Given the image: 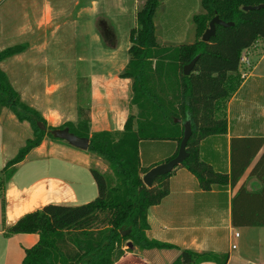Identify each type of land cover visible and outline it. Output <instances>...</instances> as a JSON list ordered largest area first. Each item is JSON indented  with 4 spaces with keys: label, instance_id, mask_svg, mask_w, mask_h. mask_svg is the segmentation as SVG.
<instances>
[{
    "label": "trees",
    "instance_id": "trees-1",
    "mask_svg": "<svg viewBox=\"0 0 264 264\" xmlns=\"http://www.w3.org/2000/svg\"><path fill=\"white\" fill-rule=\"evenodd\" d=\"M246 5H258L244 9ZM201 9L190 16L195 24L192 41H162L155 18L164 9L161 0H145L135 13L136 24L129 30L128 60L118 73L132 80L135 114H127L122 129L90 132L89 109L78 105L76 123L65 121L51 125L32 105L22 100L0 65V109L9 108L20 121L27 120L32 135L14 156L0 168V196L3 186L15 173L27 153L40 145L51 129L67 126L71 132L89 138L86 150L100 156L107 170L89 166L97 194L80 204L48 202L42 208L27 211L6 228L5 234L37 232V241L25 248L22 264H113L124 252L138 248H170L176 245L149 238L146 230L148 208L159 202L169 190L168 173L155 177L150 186L142 180L149 170L142 166L139 142L145 139H175L183 135V122L190 119L188 155L180 163L187 167L204 189L228 181L234 183L245 166L233 167L230 175L216 171L199 156L197 145L209 134L226 131V100L242 77L239 66L243 50L256 41L264 43V0H199ZM234 24L216 25L207 41L201 34L215 15ZM25 44L5 46L0 61L20 53ZM198 55L190 72L183 67ZM39 122L46 127H40ZM171 158V157H170ZM169 159V158H168ZM243 190V187L240 188ZM128 229V232H124ZM170 264H198L211 260L226 264L227 252L196 251L180 248Z\"/></svg>",
    "mask_w": 264,
    "mask_h": 264
},
{
    "label": "crops",
    "instance_id": "crops-1",
    "mask_svg": "<svg viewBox=\"0 0 264 264\" xmlns=\"http://www.w3.org/2000/svg\"><path fill=\"white\" fill-rule=\"evenodd\" d=\"M186 1L161 0L166 12L168 3L177 5ZM191 2L193 8L187 7L185 12L182 8L179 10H182L179 19L182 24L196 11L195 5L198 6L199 0ZM3 4L7 12L5 16L1 6ZM74 4L78 14L98 12L106 15L110 12L122 14L129 11L128 1L126 4L123 0H74ZM56 9L50 0H0V42L3 39L8 43L0 45V50L8 45L25 44L22 52L8 56L14 67L17 65L16 68L22 67L25 70L29 66L36 69L45 61L46 51L50 47L49 39L56 25ZM176 9L173 6L174 12L169 14L172 26H175L174 19L179 18L175 17ZM66 13L62 12L61 15ZM179 24L177 22L176 25ZM167 34L168 37L173 35L171 31ZM174 35L180 33L175 31ZM164 40L175 42L167 38ZM245 51L250 66H239L242 79L226 100V131L206 135L197 145L200 158L216 171L230 175L233 167L245 166L244 171L234 183L229 176L226 183L213 184L203 189L187 167L180 164L174 166L167 178L168 193L147 210L149 227L146 235L172 242L176 246L143 249L134 246L131 250L123 246L124 252L113 264H170L180 248L200 252H227L226 264L264 263V65H260L264 60V43L256 41ZM41 75L37 71V75L32 78ZM99 80L100 89L91 93L88 112L90 132L122 129L127 114H135L137 111L131 97L132 80L118 74H99ZM54 86L45 84L43 96L47 97V102L35 104L36 109L51 125L57 126L65 121L76 123L79 118L78 103L74 110L71 108L66 111V107L52 102L49 95L52 96L56 91ZM126 94L131 98L129 113L124 103ZM7 110V107L0 109V166L12 156L6 154L5 117L16 124L17 128L32 131L27 120L20 121L14 116L17 119L14 121L15 118ZM78 148L63 139L49 140L45 136L40 145L32 148L17 165L18 168L23 166L25 173L13 179L19 170L17 168L5 182L0 196V221L1 215L7 212L0 225V264H22L25 248L38 239L37 232L5 234L6 228L24 214L26 206L32 203L44 204V201L58 197L65 204H80L97 194V187L88 169L93 154ZM138 151L141 165L150 169L174 156L178 152V145L175 139L149 138L139 142ZM30 152L38 156L28 160ZM60 156L72 161L69 167L63 165ZM102 170H107L106 164ZM242 187L243 190L240 189ZM12 188L14 192H11ZM14 196L15 200H12ZM198 264L217 263L206 260Z\"/></svg>",
    "mask_w": 264,
    "mask_h": 264
},
{
    "label": "rangeland",
    "instance_id": "rangeland-1",
    "mask_svg": "<svg viewBox=\"0 0 264 264\" xmlns=\"http://www.w3.org/2000/svg\"><path fill=\"white\" fill-rule=\"evenodd\" d=\"M50 1L54 7H57V17L55 19L56 25L53 27V35L49 39L50 47L46 51L47 57L45 61L36 69L26 66L25 70H23L22 67L16 68L17 65L14 67L11 58L7 57L2 61L1 67L4 71L6 70L10 82L13 83L14 87L21 94V99L25 100L35 108L37 107L35 104L41 105L47 102V97L43 95L45 92V84L49 83L50 85L55 84L54 87H56V91L52 96L49 95L52 102H56L60 106L66 107V111H69L71 108L74 110L76 103L89 109V105L92 101L91 93L100 89L99 74H110L111 76L117 75L126 65L128 60L127 49L130 45L128 35L129 29L132 25L136 24L135 12L145 0H123L126 4L128 1V12L122 14L110 12L106 15L99 14L98 12H92L93 14L91 12L78 14L74 0ZM84 2L86 4V1ZM170 4H172V7ZM197 5L199 6V3H197ZM1 6H3V15L5 16L7 12L4 4ZM173 6L177 7L175 10V17H179L174 19L175 26L171 25L169 19V14L174 12ZM198 6L195 5V12H199L201 9L200 6L198 9ZM167 7V12L160 9L155 18L157 34L160 39L163 41L167 38L175 42L192 41L195 38V24L190 20V16L183 24L181 23L182 21H179L181 16L180 13L182 12V10H179L181 8L183 9V12H185L187 7L193 8L191 0H187L185 3H178L177 5L170 2ZM65 11H67V15H61L62 12ZM177 22L180 23L178 26L176 25ZM170 31L173 35L168 37L167 33ZM175 31L180 33V35L175 36ZM97 37H99V40H97ZM1 41L0 45L8 44L5 43L7 41H3V39H1ZM260 65H264V60ZM242 66L250 65L244 63ZM34 71H36V74ZM37 71L39 75L44 71H46V73L42 74L39 78H32L37 75ZM19 72L21 73L19 74ZM25 74L27 76H25ZM130 100L131 98L129 97V94H126L124 103L126 105L127 113H129ZM7 112L15 118L10 109L7 110ZM7 118L8 117L6 116L5 121H3V126L5 127L4 136L6 138V154H12L13 156L16 153L17 148L25 143L26 138L32 135V131L29 132V129L24 131L23 128H17V125H14V123ZM15 120L17 119L15 118L14 121ZM46 138L54 140V138L48 134H46ZM64 142L69 144L66 140H64ZM81 151L88 154L91 153L85 149H82ZM92 154L93 153H91V155ZM37 156V153L30 152L27 159L29 160ZM92 157L89 166H96L99 169H104V164H106L105 161L97 154H93ZM61 161L63 165L67 167L72 163L69 158L67 159L64 157H61ZM0 167H2V165ZM18 169L13 179H18L25 173L23 166H20ZM13 189L14 188L11 189V192H14ZM95 196L96 195L94 194L88 200ZM12 200H15V196ZM63 201L64 200L58 197L54 200H46L44 201V204L48 202L58 204L66 203ZM44 204L32 203L30 206H26L27 209H25L26 211L24 213L42 208ZM5 215H7V212L1 215V221H4ZM125 249L128 248L125 246ZM15 256L17 257L18 255Z\"/></svg>",
    "mask_w": 264,
    "mask_h": 264
},
{
    "label": "water",
    "instance_id": "water-1",
    "mask_svg": "<svg viewBox=\"0 0 264 264\" xmlns=\"http://www.w3.org/2000/svg\"><path fill=\"white\" fill-rule=\"evenodd\" d=\"M254 7H258V5H252V6L246 5L244 6V9H252ZM217 23L222 24L224 26H230L234 24L232 21L223 20L217 14L208 21V26L204 29V31L201 34L202 40L207 41L210 36L215 34ZM197 58L198 55H195L190 62L184 65L183 67L184 73H188L191 71ZM39 125L41 128L46 127V125L41 122H39ZM51 133L56 138L59 139L61 138L63 140H66L70 145L74 147L77 148L79 147L82 149H86L88 147L89 138L86 136L74 134L69 130L67 126L51 129ZM191 133L192 131H191L190 119L187 118L183 122V135L178 145V152L174 156L169 158L167 161L157 163L151 166L150 169L143 174L142 180L146 186H150V184L153 182L155 177L168 173V171H171L174 168V166L180 164L185 159V157L188 155V150L186 149V143ZM124 232H128V229L123 231V233Z\"/></svg>",
    "mask_w": 264,
    "mask_h": 264
},
{
    "label": "built area",
    "instance_id": "built-area-1",
    "mask_svg": "<svg viewBox=\"0 0 264 264\" xmlns=\"http://www.w3.org/2000/svg\"><path fill=\"white\" fill-rule=\"evenodd\" d=\"M239 59H240L241 64H244V63L249 64L250 62L245 50L242 51ZM235 235H238V233H235ZM232 247H235V244H232ZM260 264H264V263H260Z\"/></svg>",
    "mask_w": 264,
    "mask_h": 264
}]
</instances>
